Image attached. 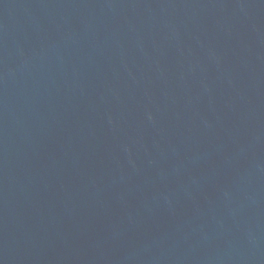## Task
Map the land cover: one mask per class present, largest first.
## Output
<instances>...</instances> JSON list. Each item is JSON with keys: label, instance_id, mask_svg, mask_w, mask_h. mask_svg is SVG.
Masks as SVG:
<instances>
[{"label": "water", "instance_id": "95a60500", "mask_svg": "<svg viewBox=\"0 0 264 264\" xmlns=\"http://www.w3.org/2000/svg\"><path fill=\"white\" fill-rule=\"evenodd\" d=\"M0 264H264V0H0Z\"/></svg>", "mask_w": 264, "mask_h": 264}]
</instances>
